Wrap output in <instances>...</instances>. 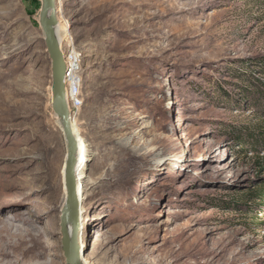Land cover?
I'll list each match as a JSON object with an SVG mask.
<instances>
[{"label": "rangeland", "instance_id": "374dc122", "mask_svg": "<svg viewBox=\"0 0 264 264\" xmlns=\"http://www.w3.org/2000/svg\"><path fill=\"white\" fill-rule=\"evenodd\" d=\"M56 5L62 51L80 55L83 264H264V207L237 203L264 181L243 134L264 126L247 94L264 79V0ZM40 6L0 0V264H66V142ZM32 240L45 257L28 258Z\"/></svg>", "mask_w": 264, "mask_h": 264}, {"label": "water", "instance_id": "95a60500", "mask_svg": "<svg viewBox=\"0 0 264 264\" xmlns=\"http://www.w3.org/2000/svg\"><path fill=\"white\" fill-rule=\"evenodd\" d=\"M38 16L39 25L44 35L46 49L52 62L51 108L60 121L66 142L64 181L66 197L60 217L61 233L64 240L63 253L65 257H69L70 264H82L76 239L79 219L77 209V186L73 173L78 143L73 132L71 109L67 99V86L65 82L67 68L56 33L58 25L56 0H41ZM68 222L71 223L73 228L72 235L68 233Z\"/></svg>", "mask_w": 264, "mask_h": 264}, {"label": "trees", "instance_id": "16d2710c", "mask_svg": "<svg viewBox=\"0 0 264 264\" xmlns=\"http://www.w3.org/2000/svg\"><path fill=\"white\" fill-rule=\"evenodd\" d=\"M257 65H260V68L264 71V57L259 58V61H256ZM251 81L253 82V87L250 90H247L249 96V105L254 111L264 118V79L258 78L253 75ZM247 95V96H248ZM243 134L245 139H249V144L251 149H255L254 152L257 154L256 165L258 166L261 173L264 175V126L263 128H250L246 129ZM238 140L241 142V147H246V143L242 141L240 137ZM249 148V146H247ZM247 151L246 148L243 150ZM259 151H263V155H259ZM264 177V176H263ZM264 179V178H263ZM241 199L237 203L242 205L247 211L252 209H261L264 207V181H261L260 184L254 189L243 194Z\"/></svg>", "mask_w": 264, "mask_h": 264}, {"label": "bare ground", "instance_id": "6f19581e", "mask_svg": "<svg viewBox=\"0 0 264 264\" xmlns=\"http://www.w3.org/2000/svg\"><path fill=\"white\" fill-rule=\"evenodd\" d=\"M56 11H57V5H56ZM56 33H57V37H58V40H59L60 46H61V37H62V35H61L60 28L58 27V25H57V28H56ZM61 50H62V47H61ZM62 53H64V51H62ZM63 57H64V55H63ZM64 59H65V57H64ZM51 73H52V78H53L52 62H51ZM66 79H67V81H70V82L74 81V78H72V77L66 78ZM51 96H52V85H51ZM59 124H60V121H59ZM60 127H61V125H60ZM72 128H73V132H74L73 122H72ZM74 135H75V133H74ZM77 143H78V148H77V152H76L75 156H76V160L80 158L79 163L82 164L83 159H81V157L87 151L86 150L87 143H85L84 140L77 141ZM76 160H75V162H76ZM84 160H87V156L84 158ZM81 164H78V165H75L74 164V170H73V173H74V176H75V182H76V186H77V209L79 207V193H80V190H79L80 188H79V185H78V182H77L79 180V177H77V174H78L77 173V170H79L81 168L80 167ZM64 181H65V167H64ZM65 197H66V191H65ZM79 216H80V213H79V210H78V219H79ZM9 232H10L9 231V228L7 226L0 227V235L1 236H8V237H10L11 235L9 234ZM72 232H73L72 225H71L70 222H68V233H69V235H72ZM12 234L18 235V233L16 231H13ZM20 237H24V236L23 235H20ZM100 238H101V234L96 235V237L94 238L93 243H92V249H95L96 248V246L98 245V243L100 241ZM76 239H77V246H78V251H79V257H80L81 263L83 264L84 257H85V255L83 254V243H84V241H83L82 238H79V232L78 231H77V234H76ZM61 243H62V250H63V248H64V246H63L64 245L63 235H62ZM90 243H91V241L89 242V245H90ZM31 244H32V245H30V251H31V253L29 254L28 258L35 259V258H39V257H45V254L43 253L42 248H41V246H40V244H39L38 241L32 240L31 241ZM63 255H64V253H63ZM64 258H65L66 264H70L69 257H65L64 256ZM44 264H46V263H44Z\"/></svg>", "mask_w": 264, "mask_h": 264}, {"label": "built area", "instance_id": "2783aa9c", "mask_svg": "<svg viewBox=\"0 0 264 264\" xmlns=\"http://www.w3.org/2000/svg\"><path fill=\"white\" fill-rule=\"evenodd\" d=\"M63 55L65 57L64 61L67 68L65 75L67 99L72 111L73 109L78 108L81 103L78 98L81 84V78L79 74L80 55L73 49H70L68 52H64ZM70 77L74 78V81H67L66 78Z\"/></svg>", "mask_w": 264, "mask_h": 264}]
</instances>
